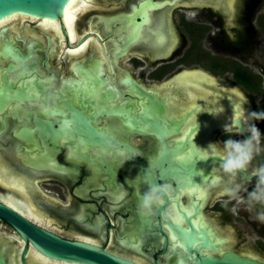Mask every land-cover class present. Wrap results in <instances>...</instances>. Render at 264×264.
<instances>
[{
  "label": "flooded vegetation",
  "instance_id": "1",
  "mask_svg": "<svg viewBox=\"0 0 264 264\" xmlns=\"http://www.w3.org/2000/svg\"><path fill=\"white\" fill-rule=\"evenodd\" d=\"M145 1L93 0L73 41L62 21L59 37L39 19L0 21V204L130 264L228 255L264 264L261 206H225L221 195L237 183L247 199L264 151L233 181L209 149L247 138L237 105L240 124L256 125L264 149V120L248 117L264 112V0ZM160 15L176 38L169 54L138 39L142 29L153 34ZM178 78L196 84L182 88ZM194 145L209 151L207 160ZM161 183L172 185V198L142 215L143 193ZM169 208L176 220L164 215ZM0 264L72 263L43 257L0 219Z\"/></svg>",
  "mask_w": 264,
  "mask_h": 264
},
{
  "label": "water",
  "instance_id": "2",
  "mask_svg": "<svg viewBox=\"0 0 264 264\" xmlns=\"http://www.w3.org/2000/svg\"><path fill=\"white\" fill-rule=\"evenodd\" d=\"M70 1L71 0H0V21L8 19L12 16H22L39 20L55 22L62 21L65 27L64 10ZM224 1L228 3V5H231L234 0ZM145 2L149 6H154V3L151 0H146ZM154 22L155 27L153 34H149L147 31L142 29L139 33L140 37L138 39L143 40L142 38L146 37V39H144L145 46H148L152 50H156V52H162L165 50V54H169L175 46V35L170 27L166 29L164 15L156 17ZM62 30L64 36H66L64 29ZM90 31H92V27H90ZM138 42H136L137 45L141 44ZM116 45L118 46L119 44L115 43V46ZM194 83L196 84V82L190 81L176 82V84L182 88L191 86L192 84L195 85ZM0 219L5 220L12 225L26 243L30 242L36 252L47 259L72 264H130L105 253L97 247L79 242L61 240L54 235L39 230L13 210L1 204ZM25 254L26 249L21 252L20 258L23 259ZM197 264L263 263L248 261L240 257L228 255L221 259L205 257Z\"/></svg>",
  "mask_w": 264,
  "mask_h": 264
},
{
  "label": "clouds",
  "instance_id": "3",
  "mask_svg": "<svg viewBox=\"0 0 264 264\" xmlns=\"http://www.w3.org/2000/svg\"><path fill=\"white\" fill-rule=\"evenodd\" d=\"M242 100L247 102L246 98L242 97ZM236 108L237 112H239V119H236L235 123L240 129L239 134L244 135L247 133V138L242 141L227 139L223 142L222 147H219L217 143L209 145L210 152L222 161L219 169L233 181L241 172L249 169L254 156L264 151L260 147V130L254 123H247L245 121L246 126L241 125L240 117L243 115V108L242 105H237ZM248 117L254 120H264V112H250L248 113ZM224 130L230 131L228 126H225ZM197 151L204 153V156L200 160L208 159L209 151H202L199 148H197ZM251 176L256 177V185L251 192H248L246 200L239 195L242 186L237 183H234L231 187H225L221 195L228 197V201H225V206L231 200H236L238 203H245L249 210H252L256 205H260L261 210L257 213L256 219L264 223V165L252 169ZM173 192L174 189L169 183L149 185L148 190L143 193L140 201L139 209L141 214L151 215L153 207L164 205L166 199L170 200L172 198ZM232 211L235 212L236 209L233 208ZM164 215L173 220L177 219L174 210L171 208Z\"/></svg>",
  "mask_w": 264,
  "mask_h": 264
},
{
  "label": "bare ground",
  "instance_id": "4",
  "mask_svg": "<svg viewBox=\"0 0 264 264\" xmlns=\"http://www.w3.org/2000/svg\"><path fill=\"white\" fill-rule=\"evenodd\" d=\"M92 2H93V0H71L70 3L65 8V10H64L65 29L67 31V34L69 36V40L70 41H73L76 38L75 37V30H74L75 24H76V20L78 19L79 15H81V14L85 13L86 11H88V9L90 8L89 6L92 4ZM5 20L6 21L9 20V21L12 22L13 25H16L19 22L25 21V17L21 18V17H18V16H12V17H10L8 19H5ZM6 21H4V22H6ZM2 23L3 22H0V25ZM40 25H41L43 31H45L47 33H51L52 32L53 37L54 36L55 37H59L58 36L59 35V29H58L59 26L56 24L55 21L42 20ZM14 27H16V26H14ZM14 30H18V29L14 28ZM26 30H27V34H29V36L31 35V36H34L35 38H37L35 36L36 33H30L28 29H26ZM79 48H80V46H79ZM84 51H86L85 44L80 49H78V52H80V53L84 52ZM72 53H73V51H72ZM179 80L182 81V79H179ZM187 81H188V79H187ZM190 82H192V81H190ZM193 82H195V80H193ZM5 185H7V184H5ZM3 200L8 205L13 206L14 208H18L19 210L21 209V211H22V209H25V205L23 204V202L19 201L17 203V205H16V204L13 203V201L10 198V196H4ZM24 211H26V209Z\"/></svg>",
  "mask_w": 264,
  "mask_h": 264
},
{
  "label": "snow or ice",
  "instance_id": "5",
  "mask_svg": "<svg viewBox=\"0 0 264 264\" xmlns=\"http://www.w3.org/2000/svg\"><path fill=\"white\" fill-rule=\"evenodd\" d=\"M236 119H239V112H237Z\"/></svg>",
  "mask_w": 264,
  "mask_h": 264
},
{
  "label": "rangeland",
  "instance_id": "6",
  "mask_svg": "<svg viewBox=\"0 0 264 264\" xmlns=\"http://www.w3.org/2000/svg\"><path fill=\"white\" fill-rule=\"evenodd\" d=\"M97 7H98V6H95V8H97ZM85 13H86V12H85ZM85 13H84V14H85ZM82 15H83V14H81V16H82ZM83 18H84V16H83ZM83 18H82V19H83Z\"/></svg>",
  "mask_w": 264,
  "mask_h": 264
}]
</instances>
